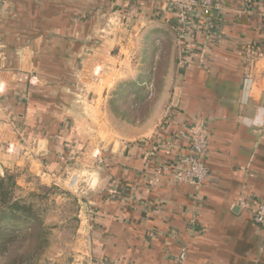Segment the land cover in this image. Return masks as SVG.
<instances>
[{"label": "crops", "instance_id": "crops-1", "mask_svg": "<svg viewBox=\"0 0 264 264\" xmlns=\"http://www.w3.org/2000/svg\"><path fill=\"white\" fill-rule=\"evenodd\" d=\"M225 1L222 37L181 66L156 17L161 0H0L2 171L51 182L104 143L91 173L88 264H176L182 252L184 264H264V231L249 216L264 200V54L246 74L240 52L262 38L261 18ZM144 80L153 96L142 117H116L110 98ZM194 118L208 138L198 189L169 171Z\"/></svg>", "mask_w": 264, "mask_h": 264}, {"label": "rangeland", "instance_id": "rangeland-1", "mask_svg": "<svg viewBox=\"0 0 264 264\" xmlns=\"http://www.w3.org/2000/svg\"><path fill=\"white\" fill-rule=\"evenodd\" d=\"M148 82L147 80L139 82L127 95L125 90L116 88L119 92L114 93L109 100L116 117L128 120L142 117L143 109L149 107L150 98L153 96L145 94L152 87ZM159 82L157 81L154 86H159ZM102 134L100 129L99 139ZM103 144L100 142L98 146L90 148L89 143L78 165L60 174L59 177L50 175L55 178L51 182H43L40 177L27 174L26 171L22 172L15 168L2 171L0 168V176L4 172L14 175L16 183L21 188L17 190L16 196H23L25 202L32 205L43 225L47 243L34 264H88L89 255L84 227L85 219L87 217L89 220L88 215L91 213L88 201L93 192L94 176L92 175L95 168L99 169L103 163L101 156ZM3 263L0 252V264Z\"/></svg>", "mask_w": 264, "mask_h": 264}, {"label": "built area", "instance_id": "built-area-1", "mask_svg": "<svg viewBox=\"0 0 264 264\" xmlns=\"http://www.w3.org/2000/svg\"><path fill=\"white\" fill-rule=\"evenodd\" d=\"M162 6L156 17L165 21L174 34L175 56L181 66H190L193 54L199 58L207 55L210 36L220 34L225 21L226 12L231 11L225 0H161ZM242 13L254 15L258 12L264 20V0H241ZM260 43L247 40L240 47L246 70L250 73L257 52L264 54V26H262ZM248 68V69H247ZM170 107L166 109L169 115ZM189 143L183 154L169 166L170 174L175 181L186 182L198 189L208 177V168L203 161L208 149V138L205 122L202 119L191 120ZM237 204L248 207L245 195L241 194ZM250 220L264 231V200L257 201L249 207ZM184 252L175 257L176 264H184Z\"/></svg>", "mask_w": 264, "mask_h": 264}, {"label": "trees", "instance_id": "trees-1", "mask_svg": "<svg viewBox=\"0 0 264 264\" xmlns=\"http://www.w3.org/2000/svg\"><path fill=\"white\" fill-rule=\"evenodd\" d=\"M262 26L264 20L260 19L257 27L261 37ZM262 39L259 37L255 42L260 43ZM20 189L14 175L4 172L0 176V252L3 264H34L47 243L38 214L23 196H16Z\"/></svg>", "mask_w": 264, "mask_h": 264}, {"label": "water", "instance_id": "water-1", "mask_svg": "<svg viewBox=\"0 0 264 264\" xmlns=\"http://www.w3.org/2000/svg\"><path fill=\"white\" fill-rule=\"evenodd\" d=\"M1 168V167H0Z\"/></svg>", "mask_w": 264, "mask_h": 264}]
</instances>
